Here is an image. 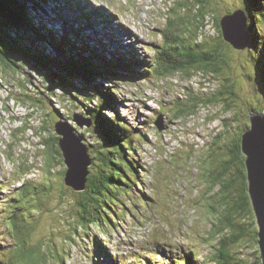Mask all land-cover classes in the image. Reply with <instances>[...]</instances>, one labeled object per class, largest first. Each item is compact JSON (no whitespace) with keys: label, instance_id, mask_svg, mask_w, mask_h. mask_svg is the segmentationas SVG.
Masks as SVG:
<instances>
[{"label":"rangeland","instance_id":"obj_1","mask_svg":"<svg viewBox=\"0 0 264 264\" xmlns=\"http://www.w3.org/2000/svg\"><path fill=\"white\" fill-rule=\"evenodd\" d=\"M182 2L192 6L195 0H82L80 9L74 12L64 9L66 7L63 4L59 7V2L53 1L39 7L37 19L57 35L70 33L75 42V34L69 30L68 23L63 24L65 17L71 23H78L77 31L82 32L87 43L92 42L90 46L97 47L100 42L106 52H128L136 58L137 64L152 65L156 51L163 43L161 32L167 19L179 13L170 9L174 4L178 8ZM212 4L218 9L216 16L223 17L244 8L245 0H213ZM86 18H92L95 26L84 27ZM208 19L207 17L205 23H208ZM107 21L111 23L107 24ZM189 27L194 30L197 22L190 23ZM260 27L264 34V21H261ZM209 29L202 33L203 37L213 36ZM189 37L191 34L186 39ZM77 43V50L85 49L80 40ZM97 48L100 52L103 51L101 47ZM226 51L228 62L221 73V88H218L219 83L212 76L205 78L198 73L184 72L158 78L144 71L143 67L133 68L129 73L120 65L118 67L121 71L118 70L115 78L108 77L102 84L105 90L117 88L120 91L117 98L121 100L117 102L115 98L112 110L104 105L103 113L108 118L117 115L121 120L125 119L127 127L139 134L143 133L142 136H136L135 145L144 186L136 187L131 197L127 195L121 199L126 205L121 201L114 202V198L119 199V196H110L107 192L102 194L98 184L88 191V186L83 191H76L68 186L60 171L67 166L59 141L55 148L61 153V157L55 160V174L50 175L45 169L44 156L47 149H44L43 144L47 143L52 132L59 139H64L56 128L61 121L68 123L69 129L72 126L75 133L73 144L76 149L75 157L70 163L71 168H84L94 161L103 165V145L98 141L99 145L92 142L101 140L104 136L99 135L89 116L97 109L89 108L88 113L82 105V98L76 100L70 94L69 82L63 81V85L52 89L40 75L31 77L30 69L26 70L29 76L25 80L13 77L9 72L4 73V85H0V264H41L33 262L28 256L24 257V253L17 255L16 249L22 248H17L18 238L11 234L10 218L19 206L21 195L25 198L20 201L21 208L16 211V215L25 214L27 223L35 221L28 230L32 238L30 244L39 245L36 256L47 264H61V259L66 260L64 264H94L93 257H98L91 239L77 238L66 242L72 234L74 224H77V201L80 196L101 198L99 204H102V199L107 200L113 203L110 205L112 212L113 209H118L121 221L112 213L118 225L108 222L102 228L104 233L98 240L108 243L107 255L113 252V256L117 254L124 258L126 252L127 264H135L140 260L130 258L136 250L142 253L143 248H152L158 241L166 242L178 252L193 251L199 261L214 264V251L221 231L225 228L230 230L222 235L224 238L241 233V230L230 227L226 220L231 219V223L241 224L246 215H250L247 218L250 226L245 229L246 234L239 244L233 245L232 249L236 257L245 259L248 263L259 264V247L253 241V233L257 231L254 215L230 214L228 210L232 204H227L220 208L222 215L218 218L215 217L217 214L211 216L213 208L217 206L214 205V200L218 196L214 195L218 188L213 190L210 169L222 165L226 156H221V153L232 144L233 138L227 137L224 129H228L231 124L230 128L235 133H243L245 117L249 118L251 113L264 112V83L260 80L257 82L255 72L260 73L259 69H254V63H259V57L264 59L262 50L260 53L241 51L228 44ZM48 54L55 55L52 51ZM108 70L114 71L111 67ZM29 78L34 83H28ZM226 78L231 80L233 92L238 96L235 105H228L232 96L226 91L229 89L225 87L228 86ZM259 78L262 79L261 76ZM74 83L79 88L84 86L81 82ZM223 88L224 99L228 98L227 101L220 100L219 94ZM24 91L31 96L29 101L35 106L34 109L24 104L28 100L22 98ZM47 91L49 95L46 94ZM213 93L217 94V102L211 107L200 106L198 110L193 109L197 104L195 96L203 95L205 98ZM81 94L90 95L87 92ZM95 104L98 107L100 100L96 99ZM227 105L232 113L227 112ZM191 113L195 114L190 115ZM231 115L236 122L230 120ZM91 121L92 126L89 127ZM238 121L243 125L240 126ZM157 122L161 123L162 130L156 127ZM88 132H92L94 136L90 137ZM37 134L44 137L39 138ZM127 146L132 148L130 141H127ZM121 163L124 167L129 164L128 161ZM102 173L101 167L97 168L95 164L91 167V174L94 176ZM106 173L109 174L110 170L107 169ZM24 182L28 184L25 191L21 187ZM76 183L78 182H71L73 186ZM85 191V194H80ZM205 195L207 198L203 202L202 196ZM86 204L88 212L97 215L99 208H95L90 202ZM100 264H107V261L101 260Z\"/></svg>","mask_w":264,"mask_h":264},{"label":"trees","instance_id":"obj_2","mask_svg":"<svg viewBox=\"0 0 264 264\" xmlns=\"http://www.w3.org/2000/svg\"><path fill=\"white\" fill-rule=\"evenodd\" d=\"M53 1H58L59 7L63 4L66 7L64 9H68L70 12L80 9L82 2V0H0V67L3 73L1 75L4 77V73L9 72L13 77L22 76L26 79L28 75L26 70L30 69L31 77L40 75L48 87H52V89L57 85H63V81L69 82L71 84L70 94L76 100L77 98H82L84 101L82 105L86 107L88 113L90 111L89 108L97 109L89 116L93 119L99 135L104 136L101 140L92 142L96 145L100 143L103 145V165H99L98 162L95 163L94 161L90 166L92 167L95 164L97 168L101 167L103 173L100 176H94L90 171V175L87 177V191L98 184L102 194L103 192H107L110 196L112 194L119 196V199L117 197L114 198V202L121 201L122 204H125L121 200L123 197L134 194L136 187L144 186L142 174L138 168L140 167V162L136 159L138 155V149L135 145L136 130L134 133V130L127 127L126 122L123 128H120V117L116 116L114 123L113 118H108L103 113L104 105H107L110 110L113 109L111 106L115 98L109 95V91L112 92L115 89L105 90L102 88V84L108 77L115 78L118 70L121 71V68L118 67L120 65L129 73L133 68L140 69L143 67L144 71L158 78L172 77L177 73L181 74L184 72L198 73L205 78L209 76L214 77L219 83L218 88L223 87L220 78L228 62L226 51L228 44H225L222 35L220 25L222 17L216 16L218 9L212 4L213 0H195L192 6L182 2L178 5V8L174 4L170 11L179 13L167 19L166 25L161 32L163 35V43L156 51L155 60L152 62V65H140L137 64L136 58L128 52H124L123 54L106 52L100 42H98L99 46L97 47H101L102 52L97 47H92L86 43H82L85 49L77 50V42L79 39L84 40L82 32L77 31V22L71 23L65 17H63V24L68 23L69 30L75 34V42L70 37V33L63 35L60 33L58 35L55 34L53 30L37 19L39 7L50 4ZM241 10L246 12L248 28L251 33L252 50L257 53H260L262 50L264 55V41L262 42L264 34L260 27L261 21H264V0H245L244 8H241ZM189 14L193 15L190 16ZM207 17L212 20L213 25L215 20V31H217V34L213 38L203 37L202 35L204 32L203 28H206L203 25V20ZM192 22H197V27L194 30H191L189 27ZM108 23L111 22L107 21ZM83 26L92 28L95 26V22L92 18H86ZM189 34H191V37L186 39ZM201 36L202 39L200 40ZM46 51L48 53L52 51L55 55L52 56ZM110 67L114 71L108 70ZM255 68L259 69L260 73L255 72L257 82L260 80L264 83V59L259 57V63H254ZM73 75H76V77H73ZM99 76L103 78H99ZM226 79L228 86L225 87L229 88L226 91L232 96L231 99L229 98L228 105H235L238 96L233 92L234 88L231 80L229 78ZM78 81L83 83L84 86L79 88L74 83H80ZM28 83H34L33 79L29 78ZM253 84L255 85V83ZM0 85H4V81L1 82L0 80ZM82 92L90 93V95L84 96L81 94ZM46 94L49 95V91ZM224 95L225 89L223 88L219 94L220 100L227 101L228 98L224 99ZM30 97L26 91L22 94V98L28 99L24 104L34 109L35 106L29 101ZM216 97V93L205 98L203 95L195 96L197 104L193 109L198 110L200 106L211 107L214 102H217ZM96 99L100 100V105L97 104L98 107L95 106ZM226 108L227 112L232 113V109H229L230 106ZM193 114L195 113H191L190 115ZM245 118L246 129L249 120L248 117ZM230 120L237 121L232 115ZM238 124L240 126L243 125L241 121H238ZM230 126L228 129H224V133L227 137H233L235 139L232 140V138V144H229L226 147L227 150L221 153V156H226V159L223 160L224 162L219 168L215 167V169H210V177L213 179V190L218 188V192H215L216 194L211 193L215 194L214 196H218L217 200H214V205L217 206L213 208L211 216L217 214L215 217L218 218L222 215L220 214V208L223 206L226 207L227 204H232L228 210L230 214L235 213L238 216H244L250 213L255 216L249 201L245 156L241 149L243 133H235ZM46 129L51 130L49 127H46ZM52 134L47 139L49 145L47 143L43 144L44 148L47 149L44 156L45 169L50 175L55 174L54 167L57 165L55 160H59L61 157V153L55 148L59 137H56L53 132ZM87 134L90 137L94 136L92 132H88ZM140 135L142 136L143 133ZM40 136L44 137L42 134H37V137L40 138ZM127 141L131 142L132 148L127 146ZM91 155L92 157L94 156L93 154ZM127 161L129 164L124 167L121 162ZM186 165H189V163ZM107 169L110 170L109 174L106 173ZM60 171H62V175L65 178L67 174L66 169L62 168ZM27 185L24 186V191L27 190ZM87 191L80 194L83 195ZM210 195H208L209 199H211ZM22 198H25V196L21 195V198L18 200L19 206L17 210L21 208L20 201ZM202 198L204 202L207 195L202 196ZM100 199L91 196L88 198L85 196L79 197L77 201L79 210L77 224H74L72 234L66 242L69 240L73 241V239L77 238L84 240L91 239V243L95 247L94 251L98 255V257L94 256L95 259L93 257L94 264H100L101 260L107 261V264H127L128 258L126 252L124 258L117 256V254L113 256V252L107 255L106 246H108V243H102L98 240L104 233L102 232L104 225L107 226L108 222L113 223L114 226L118 225L112 216L113 214L121 221L118 209L117 211L113 209L112 212V206L110 205L113 203L102 199V204H99ZM87 202L92 203L95 208H99L96 211L97 215H91L88 212ZM227 209L228 207L226 208V212ZM16 211L12 213L10 221H12L11 234L18 238L17 248H22L21 250L16 249L18 251L17 255L20 256L24 253V257H30L35 263L47 264L44 260L40 261L42 259L36 256L39 245L34 244L31 246L30 244L32 238L29 236L28 230L33 227L35 221L27 223L28 219L25 217V214L16 215ZM249 216L246 215V218H244L241 224L231 223V219L226 220L230 227L241 230V233L236 236L224 238L222 235L230 232V230L225 228L221 231L218 246L214 251L212 261L214 264H240L238 262L252 264L248 263L245 259L236 257L232 249L233 245H238L240 239L246 234L245 229L250 226V221L247 220ZM24 223L26 225L23 226ZM253 241L258 244V230L253 233ZM1 247L2 244L0 245V249ZM143 249L144 251L142 253H138V250H136L132 257H130L135 260L140 259L135 264H200L195 252H178L166 242L158 241L152 248ZM241 251L242 253L244 252L243 249ZM12 260L13 258L11 257L10 261L12 262ZM65 261L61 259L60 262L64 264ZM202 261L204 264H207L205 260Z\"/></svg>","mask_w":264,"mask_h":264},{"label":"water","instance_id":"obj_3","mask_svg":"<svg viewBox=\"0 0 264 264\" xmlns=\"http://www.w3.org/2000/svg\"><path fill=\"white\" fill-rule=\"evenodd\" d=\"M225 41L235 49L244 51L250 47V34L246 12L236 11L229 16H224L220 22ZM68 123L61 121L57 125V132L64 136L59 139V147L63 152L64 163L68 167L65 183L76 191L86 189L90 175L91 166H85V175L81 174V167L70 166L75 157L76 145L74 143V129L67 128ZM70 126V125H69ZM92 121L89 122V127ZM159 130H162L161 123L157 122ZM241 149L245 156L247 170L248 196L254 211L256 230H258V245L261 264H264V112L250 114V127L242 134ZM92 165V164H90ZM71 182H78L75 186ZM258 227V228H257Z\"/></svg>","mask_w":264,"mask_h":264},{"label":"clouds","instance_id":"obj_4","mask_svg":"<svg viewBox=\"0 0 264 264\" xmlns=\"http://www.w3.org/2000/svg\"><path fill=\"white\" fill-rule=\"evenodd\" d=\"M241 9H238V10H236V11H240ZM236 11H234L233 13H235ZM244 11V10H243ZM233 13H231V14H233ZM224 16H226V15H224ZM223 16V17H224ZM222 17V18H223ZM209 18V17H208ZM206 22V19L205 20H203V25H204V27H206V28H203V30L205 31V30H207V29H209V30H212V35L213 36H209L208 38H213L214 36H216V34H217V31H215V29H216V26H215V20H214V25H213V22H212V20L209 18L208 19V23H205ZM221 22V21H220ZM249 26V25H248ZM222 30V29H221ZM248 31H249V28H248ZM201 34V33H200ZM249 34H250V38H251V33H250V31H249ZM222 35H223V33H222ZM223 38H224V36H223ZM201 39H202V36H201ZM224 40H225V38H224ZM252 41V40H251ZM226 42V41H225ZM246 50H251V51H253L252 50V46H251V42H250V47L249 48H247ZM245 51V50H244ZM2 74V72H1V70H0V75ZM28 74V73H27ZM29 75V74H28ZM27 75V76H28ZM16 77H18V76H16ZM22 77V76H21ZM18 78H20V77H18ZM23 78V77H22ZM0 80H1V82H3L2 81V75H1V77H0ZM23 80H25L24 78H23ZM248 125H249V123H250V117L248 118ZM57 134V133H56ZM58 135V134H57ZM43 147H44V145H43ZM45 149V148H44ZM68 170V167H66V171ZM67 173V172H66ZM65 177H66V175H65ZM128 196H130L131 197V195H128ZM126 204V203H125ZM125 204H123V205H125ZM260 252V251H259ZM258 260H259V262H258ZM257 262L259 263V264H261V260H260V257L257 259ZM254 264H256V263H254Z\"/></svg>","mask_w":264,"mask_h":264},{"label":"bare ground","instance_id":"obj_5","mask_svg":"<svg viewBox=\"0 0 264 264\" xmlns=\"http://www.w3.org/2000/svg\"><path fill=\"white\" fill-rule=\"evenodd\" d=\"M73 12V11H72ZM80 41H81V43H86V44H88V45H92V42L91 41H88V43H87V41H85V40H82V39H79ZM93 47H95V45L93 46ZM143 58V57H142ZM126 74V73H125ZM99 78H103L102 76H99ZM91 84V83H90ZM113 89H115V91L114 90H112V92L111 91H109V95L110 96H112L113 98H116V100H117V102L118 101H121L120 100V98H117V96H118V93L120 92L117 88H113ZM112 94H114V96L112 95ZM118 105H121V103L120 104H118ZM117 110V108L115 107V111ZM117 112V111H116ZM117 116V115H116ZM113 118V120H114V123H115V119H116V117H112ZM124 123H125V119H122L121 120V123H120V128H123V125H124ZM143 130H144V128H143ZM134 133H135V131H134ZM135 135L136 136H139L140 134L138 133V132H136L135 133ZM90 166V165H89ZM85 169H86V167H84V168H81V174L83 175V176H86L85 175ZM139 175H141V174H139ZM0 233H2L1 231H0ZM108 247L106 246V249H107ZM112 250V249H111ZM0 251H2V250H0ZM119 261V260H118ZM200 264H204V262H201V261H198Z\"/></svg>","mask_w":264,"mask_h":264},{"label":"flooded vegetation","instance_id":"obj_6","mask_svg":"<svg viewBox=\"0 0 264 264\" xmlns=\"http://www.w3.org/2000/svg\"><path fill=\"white\" fill-rule=\"evenodd\" d=\"M248 127H250V123H249V125H247V128H248Z\"/></svg>","mask_w":264,"mask_h":264}]
</instances>
